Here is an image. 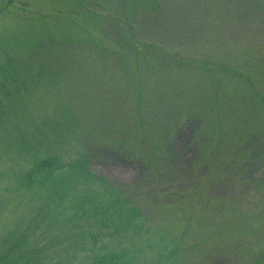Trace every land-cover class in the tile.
I'll return each mask as SVG.
<instances>
[{
    "label": "rangeland",
    "instance_id": "1",
    "mask_svg": "<svg viewBox=\"0 0 264 264\" xmlns=\"http://www.w3.org/2000/svg\"><path fill=\"white\" fill-rule=\"evenodd\" d=\"M53 154L89 158L108 184L79 194L122 195L142 227L71 244L98 226L18 185ZM90 248L264 264V0H0V258Z\"/></svg>",
    "mask_w": 264,
    "mask_h": 264
},
{
    "label": "trees",
    "instance_id": "2",
    "mask_svg": "<svg viewBox=\"0 0 264 264\" xmlns=\"http://www.w3.org/2000/svg\"><path fill=\"white\" fill-rule=\"evenodd\" d=\"M28 171L18 176V185L23 191H43L56 201L55 208H68V211L74 213L80 219H89L92 224L86 226H98V228L89 231L83 230L80 240L72 238L71 244L81 246L87 239L93 244L98 241L106 243V238L117 237L121 241L130 229L139 230L142 226L137 221H142L143 216L137 207L130 200L119 195L111 194L105 199V203H100V198L94 194L79 190L84 183H106L107 180L92 172L91 160L89 158L76 159L68 162L62 159L58 154L48 155L44 159L37 161ZM86 192V193H85ZM77 194L76 198L72 196ZM68 199V203L63 201ZM96 217H101L97 220ZM80 242L82 244H80ZM80 248V247H79ZM92 248H96L93 246ZM82 252V261L85 264H129L130 256L127 249L117 253L104 254L92 252ZM11 249L6 255L0 258V264H25L20 263L22 259L15 261ZM12 261V262H11ZM39 260H28V264H39ZM27 264V262H26Z\"/></svg>",
    "mask_w": 264,
    "mask_h": 264
}]
</instances>
